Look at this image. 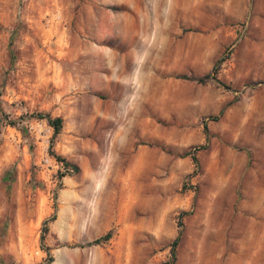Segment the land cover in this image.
Returning <instances> with one entry per match:
<instances>
[{
  "label": "rangeland",
  "instance_id": "obj_1",
  "mask_svg": "<svg viewBox=\"0 0 264 264\" xmlns=\"http://www.w3.org/2000/svg\"><path fill=\"white\" fill-rule=\"evenodd\" d=\"M0 109V264H264V0H0Z\"/></svg>",
  "mask_w": 264,
  "mask_h": 264
},
{
  "label": "trees",
  "instance_id": "obj_2",
  "mask_svg": "<svg viewBox=\"0 0 264 264\" xmlns=\"http://www.w3.org/2000/svg\"><path fill=\"white\" fill-rule=\"evenodd\" d=\"M208 74H205L203 76H200L198 78H195V80H197L198 82H205L206 78H208ZM0 115H3L1 109H0ZM37 118H43L45 121H46V124L48 126L51 127L52 129V135L50 136V139H49V143H48V152L49 154L55 159V160H58L62 163V165L64 166V168L66 170H68V174H71V172H75L77 170L76 166L69 163L68 161H66L64 158H62L61 156L57 155L53 149H52V140L54 138V136L60 131L61 127H62V118L61 116L59 115H56V116H51L50 114L48 113H43V112H38V113H35L34 114ZM217 116H213L211 117V119H215ZM10 124H13L12 122ZM203 130L204 132H206V127L205 125L203 126ZM205 145H197V146H194L190 149V158L192 160V162L194 163V165L196 164V157H195V151L197 150H200L201 148H203ZM62 175V174H61ZM184 213H180V215H183ZM52 219V218H50ZM45 224V222H44ZM42 232L39 234V243L40 245H42V242H43V238H44V232H45V225L42 226ZM111 236V233L108 231L104 234H102L101 236L99 237H96L90 241H87L83 244H78L77 246H83V245H92V244H97L101 241H106L110 238ZM178 236H179V233H177V235L174 237V239L171 241L170 243V252L172 254L173 252V248L176 246L177 244V241H178ZM50 258V257H49Z\"/></svg>",
  "mask_w": 264,
  "mask_h": 264
},
{
  "label": "bare ground",
  "instance_id": "obj_3",
  "mask_svg": "<svg viewBox=\"0 0 264 264\" xmlns=\"http://www.w3.org/2000/svg\"><path fill=\"white\" fill-rule=\"evenodd\" d=\"M154 51L156 52L157 56H162L164 55V52H163V49L162 48H159L158 46H156L155 48H153ZM124 59V58H123ZM150 90V89H148ZM70 184V182H68ZM102 209V208H101ZM102 212V211H101ZM105 213V212H104ZM102 214V213H101ZM103 215V214H102ZM108 215V214H107ZM62 216V215H61ZM106 216V215H105ZM59 217V216H58ZM102 217V216H101ZM104 217V216H103ZM100 219V218H99ZM105 217L103 218V221H104ZM108 219V218H107Z\"/></svg>",
  "mask_w": 264,
  "mask_h": 264
}]
</instances>
